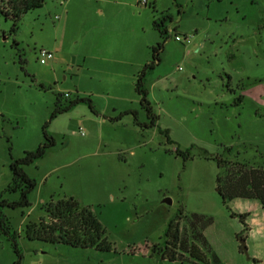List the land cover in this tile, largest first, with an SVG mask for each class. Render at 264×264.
Wrapping results in <instances>:
<instances>
[{"label": "rangeland", "instance_id": "374dc122", "mask_svg": "<svg viewBox=\"0 0 264 264\" xmlns=\"http://www.w3.org/2000/svg\"><path fill=\"white\" fill-rule=\"evenodd\" d=\"M149 1L45 0L15 29L0 15V200L20 198L8 190L11 161L37 148L45 131L55 139L24 166L37 181L31 206L4 209L21 264H192L161 253L169 246L189 258L184 249L203 246L209 218L225 264H264V229L231 216L249 202L223 204L211 156L250 163L262 154L264 164V0ZM164 29L161 60L145 79L158 121L146 127L136 80ZM41 49L53 53L47 63ZM76 98L83 100L51 118ZM129 109L138 117L120 116ZM176 146L191 148V158L183 161ZM52 195L90 206L113 249L30 239L26 225L45 215ZM16 259L0 233V264Z\"/></svg>", "mask_w": 264, "mask_h": 264}, {"label": "trees", "instance_id": "16d2710c", "mask_svg": "<svg viewBox=\"0 0 264 264\" xmlns=\"http://www.w3.org/2000/svg\"><path fill=\"white\" fill-rule=\"evenodd\" d=\"M44 2L45 0H0V15L12 20L13 28L15 29L18 21L25 13L43 6ZM162 23L154 21V26L159 29ZM160 32L163 41L152 46L153 58L142 67L136 80V90L141 97V105L149 118V122L144 124L146 127L156 126L158 121V115L154 113L151 101L148 98L149 91L145 86V79L149 70L161 60L160 52L163 49L168 31L164 29ZM82 100L76 98L64 108L57 106L51 118L55 117L58 112L68 110ZM90 106L93 108L91 100ZM128 113H133L136 118L138 117V111L132 109L122 112L120 116ZM47 125L48 123L45 124V128ZM163 133L167 141L172 142L169 137V131L166 129ZM44 137V140L37 148L25 151L24 156L15 158L10 163L14 182L8 187V190H20V198L17 200L2 198L0 200V233L7 236L12 243L17 256L15 264H21L23 253L18 245V232L12 228L10 218L6 215L4 209L31 206V194L37 186V181L25 171L24 166L35 163L45 155L48 148L55 145L54 137L49 135L48 132H44ZM190 150L191 148L182 150L177 146L175 148L177 155L181 156L185 162L191 158ZM226 150L230 152L232 148H226ZM211 156L216 160L219 168L216 188L223 204L229 207L228 203L235 198L256 199L260 201L264 210V164H250L239 160L227 159L219 153ZM43 208L45 215L40 217L38 221H30L26 225L27 236L30 239L55 244H67L73 247L96 248L100 251H111L113 249V243L109 240L106 227L90 206L82 205L74 196H63L55 199L52 195L44 203ZM231 216L238 217L244 223L245 228L247 227V214L231 211ZM211 222L212 218L207 219L206 225ZM200 236L203 242L201 244L206 252L201 250L200 247L193 245L187 250L184 249V252L188 251L191 255L188 258L184 253L166 246L161 253L162 257L170 261L191 262L192 260H198L208 262L207 253L210 252V247L202 233ZM238 237L244 239L242 232L238 234ZM156 247L157 245L154 249ZM212 260L215 263H219L215 255H213Z\"/></svg>", "mask_w": 264, "mask_h": 264}, {"label": "crops", "instance_id": "0c3cea01", "mask_svg": "<svg viewBox=\"0 0 264 264\" xmlns=\"http://www.w3.org/2000/svg\"><path fill=\"white\" fill-rule=\"evenodd\" d=\"M98 49L99 48L97 47V50ZM259 156H262V154L255 156L254 161L250 162V164H261L256 159ZM247 163H249V162H247ZM242 199H246V198H235L229 202V205L233 206L234 204L239 202V200H242ZM246 200H247V202H249L248 203L249 208L247 210H244V211H235V212L241 213V214H247L248 216H247L246 221H247L248 225H251L252 227L259 226L262 229H264V210L262 208L260 201H258L256 199H246ZM215 222H216L215 219H212V222L210 224L204 225V228L202 229L203 230L202 234H203L204 238L207 240L209 247H210V252L207 253V258L209 259V261L208 262H201L198 260H192L191 261L192 264H225L227 262L225 259V256L223 255V251H222L223 246L217 245L218 244V243L216 244L217 239L215 237L211 238V235L209 234V231H210L211 227L215 224ZM232 222H234V221H232ZM257 223H259V224H257ZM241 227L242 226L240 224H237V230H236L237 233H239L238 230H240ZM236 235L238 237V234H236ZM199 247L201 248V250H203V251L205 250V248L203 246L200 245ZM239 250H240V246H239V243H237L235 246V250H234L235 256L237 255V253H238V255L240 254ZM213 255H215L218 258L219 263H215L212 260ZM211 261H213V262H211Z\"/></svg>", "mask_w": 264, "mask_h": 264}, {"label": "built area", "instance_id": "2783aa9c", "mask_svg": "<svg viewBox=\"0 0 264 264\" xmlns=\"http://www.w3.org/2000/svg\"><path fill=\"white\" fill-rule=\"evenodd\" d=\"M140 2L144 5H147L150 1L149 0H140ZM185 38L189 39L188 37H185ZM176 39L182 40V37L179 35H176ZM52 58H53V53L51 51L46 50V49H41L40 56H39L41 63H47ZM67 95L68 94H66V96Z\"/></svg>", "mask_w": 264, "mask_h": 264}, {"label": "water", "instance_id": "95a60500", "mask_svg": "<svg viewBox=\"0 0 264 264\" xmlns=\"http://www.w3.org/2000/svg\"><path fill=\"white\" fill-rule=\"evenodd\" d=\"M240 244H241V248H242L243 252L248 256V248H247L245 239L241 238Z\"/></svg>", "mask_w": 264, "mask_h": 264}]
</instances>
